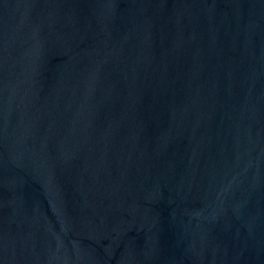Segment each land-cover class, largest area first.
Here are the masks:
<instances>
[{
  "label": "water",
  "instance_id": "95a60500",
  "mask_svg": "<svg viewBox=\"0 0 264 264\" xmlns=\"http://www.w3.org/2000/svg\"><path fill=\"white\" fill-rule=\"evenodd\" d=\"M0 264H264V0H0Z\"/></svg>",
  "mask_w": 264,
  "mask_h": 264
}]
</instances>
